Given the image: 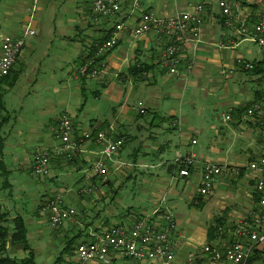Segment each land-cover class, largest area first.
<instances>
[{
    "label": "crops",
    "instance_id": "obj_1",
    "mask_svg": "<svg viewBox=\"0 0 264 264\" xmlns=\"http://www.w3.org/2000/svg\"><path fill=\"white\" fill-rule=\"evenodd\" d=\"M220 1H144L143 9L161 18L190 11L198 4L206 7L199 41L184 46L177 75L160 65L167 45L164 39L125 32L118 46L100 57L97 73L85 77L78 74L79 67L88 55L89 59L95 56L97 45L109 38L114 26L111 20L94 15V0H0V46L7 38L35 32L26 38L22 55L0 86V133L12 126L7 136L0 135V163L5 167L0 176L6 179L26 165L32 169L38 151L58 148L61 142L53 129L63 115L73 119L79 134L104 131L125 139L108 165L107 180L92 168L104 148L95 137L83 143L74 161L54 159L49 175L41 180L38 207L29 220L18 213L14 216L1 199L5 219L0 226L7 230L8 241L0 257L19 262L32 256L34 264H76L73 257L82 236L92 239L112 224L150 215L161 226L159 218L170 210L178 227L173 236L175 264H234L210 259L203 247L228 244L231 237L219 234L218 229L258 210L257 174L250 173L248 165L258 159L264 135L260 126L245 117V111L254 103H264V55L239 29L252 28L263 8L256 0H230L240 8L227 18L218 6ZM130 15L127 8L120 18L131 17L133 22L140 13ZM239 59L254 63L255 70L241 68ZM23 77L29 81L33 99L26 106L13 102L11 95L5 100V93L14 90ZM7 105L24 117L19 123L13 122ZM227 114L232 120H225ZM27 139L39 143L31 153L23 151ZM189 154L196 155L197 165L189 177H181L177 163ZM204 162L223 170L209 196L200 195ZM4 183L12 187L9 181ZM128 186L130 191L124 193ZM56 195L63 196L66 205L77 206L76 219L57 231L37 229L38 219L49 226L43 198ZM16 218L25 223L29 250L11 242ZM68 245L71 248L63 255ZM250 264H264V250L259 249Z\"/></svg>",
    "mask_w": 264,
    "mask_h": 264
},
{
    "label": "built area",
    "instance_id": "obj_2",
    "mask_svg": "<svg viewBox=\"0 0 264 264\" xmlns=\"http://www.w3.org/2000/svg\"><path fill=\"white\" fill-rule=\"evenodd\" d=\"M145 0H94L93 13L99 19L114 22L109 38L99 43L96 54L79 67L80 76L95 75L97 65L102 56L107 55L118 46L122 34L130 32L135 37L153 34L167 43L160 60L162 68L171 75H177L179 67L184 60L183 49L187 43L196 44L199 41L200 29L204 22L206 7L198 4L192 10L180 13L171 18H161L152 10H144ZM263 10L259 20L252 28L241 26L239 33L255 43L264 55V0H256ZM222 14L231 18L240 6L230 0L219 3ZM127 8L131 15L139 12L140 16L132 22L131 17L125 19ZM130 15V16H131ZM117 18L119 21L117 22ZM34 31H28L15 39L7 38L0 46V85L11 74L16 62L23 53L26 38L33 36ZM238 65L246 71H253L256 65L243 59ZM193 64L189 63L187 69L191 71ZM245 117L251 119L255 125L262 128L264 135V103H254L245 111ZM226 121L232 120L230 114L225 116ZM61 145L53 152L38 151L33 159L32 171L37 176H47L50 173L54 159H63L72 162L80 155L84 142L94 137L103 145L99 158L93 163V170L104 180L109 174L108 165L113 162L118 152L124 147L125 139L113 138L104 131L95 134L84 132L79 134L74 122L68 115L60 117L53 129ZM197 141H193L196 144ZM202 187L201 196L212 193L216 178L223 174L222 167L212 162L201 163ZM197 165V158L189 154L177 163L179 175L189 177L192 168ZM250 173H256L255 189L259 195L258 210L237 223L228 227H220L218 233L231 237V241L223 246L208 244L203 248L204 254L214 261H227L234 264H248L259 249L264 250V138L257 160L248 165ZM241 171H236L240 175ZM83 193L91 189H82ZM49 224L57 228L77 216L75 208L64 203L61 195L47 199L44 204ZM155 215V213H154ZM158 226L152 216L133 221L132 223L112 224L101 234L95 235L89 241H81L76 247L78 260L83 263L111 264L112 259L120 257L127 264H175L176 252L173 244V235L177 230L175 216L171 211L159 218Z\"/></svg>",
    "mask_w": 264,
    "mask_h": 264
},
{
    "label": "rangeland",
    "instance_id": "obj_3",
    "mask_svg": "<svg viewBox=\"0 0 264 264\" xmlns=\"http://www.w3.org/2000/svg\"><path fill=\"white\" fill-rule=\"evenodd\" d=\"M30 89H31V86H29V81L27 80L26 77H23L21 79V82L17 85V87L14 90L10 89V91L5 93V100L6 99L9 100L11 98L10 97V95H11V96H13V102H18V104H22V105L26 106L27 102L30 99H33V93L30 91ZM7 94H9V95H7ZM10 108L11 107H9L7 105V112L12 117L13 122L15 121V119H17L18 123H19V121L21 119H23L24 117L21 115V113H18V112L14 111V110H11ZM28 112L29 111L26 112V116L29 118ZM72 121H73V119H72ZM11 127L12 126H10V124H9V126H5L3 128V131L0 133L1 137L4 138V136H7L9 134V130L11 129ZM27 141H28V143H27V145H25L23 147V151L26 152V150H29V152L31 153L32 149H35L38 146L39 143L37 141H33V140H30V139H27ZM39 148H42V147H39ZM17 173H19V174H17ZM17 173L11 174L6 179H4L3 177L0 176V200L1 199L4 200L3 206L8 211L10 210L12 212V214H14V216H17V213H18L23 218L29 220L30 219L29 216H31L35 212L37 207H38V201H37V198H36L37 197L36 193L39 192V194H41V192H40L41 191L40 183H41V180H45L46 177H44V176L41 177V176H37L36 174H34L32 169L29 168V165H26L24 168H22L21 171H18ZM6 180L9 181L12 184L11 188L5 187V185H4L5 183L4 182ZM24 185H26V189L25 190H23V186ZM54 187H56L55 184H54ZM130 189H131L130 186H128L127 188L125 187L124 193L125 192H129ZM33 192H35V193H33ZM47 198L48 197H44L43 199L47 200ZM41 201H40V205H42ZM71 207H73L75 209L77 208L76 205H73ZM19 208L21 209L22 214L19 213V211H18ZM168 211H170V210H165L163 214H165ZM154 213L156 215L157 211H155ZM154 213H153V216H155ZM77 215H78V213H77ZM76 217L73 218L72 220L74 221L76 219ZM39 220H40V223L38 225L36 224V227H37V229L41 228L43 231L47 230L48 232H51L53 229L57 231V229H60L61 227L64 226V225H61L60 227L52 228L50 226V224L48 226L46 220L38 219V221ZM34 221L37 222L36 219H34ZM48 223H49V221H48ZM5 226L8 227L7 224H5ZM9 227H12V225H9ZM177 229H178V227H177ZM176 232H177V230H176ZM80 240L81 241H89L90 239H87V237L82 236V238ZM81 241H79V243ZM206 245H208V244H206ZM54 251H55V249L53 248L52 252H54ZM73 260H74V263H76V264H83L81 262L80 263L78 262L77 256L73 257ZM87 264H93V263H87ZM111 264H127V262L124 259H120V260L119 259L118 260H116V259L113 260L112 259ZM248 264H249V262H248Z\"/></svg>",
    "mask_w": 264,
    "mask_h": 264
},
{
    "label": "trees",
    "instance_id": "obj_4",
    "mask_svg": "<svg viewBox=\"0 0 264 264\" xmlns=\"http://www.w3.org/2000/svg\"><path fill=\"white\" fill-rule=\"evenodd\" d=\"M9 76L3 81V83L9 78ZM1 109H2V104H1V96H0V111H1ZM0 170H1L2 174L5 172V167H4V165H1V163H0ZM258 199H259V195H258ZM4 219H5V215L1 214V210H0V221L4 220ZM13 223H14V234L11 237L12 244L21 243V244H23L25 250H29L28 241H27V237H26L27 230H26V226H25L23 219L22 218H16ZM7 239H8L7 230L4 229V227L0 226V252L1 253L5 252L6 244L8 241ZM74 242L76 243V240L71 242V246L73 244H75ZM70 248L71 247L68 245L64 249V252L62 254L64 255L66 252L69 251ZM251 260L249 261V264L251 263ZM0 264H34V259L31 256L28 259H24V260H21L18 262V261L11 259L9 257H0Z\"/></svg>",
    "mask_w": 264,
    "mask_h": 264
}]
</instances>
